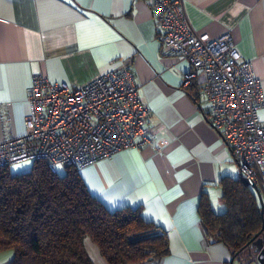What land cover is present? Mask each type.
I'll return each instance as SVG.
<instances>
[{
	"label": "crops",
	"instance_id": "obj_1",
	"mask_svg": "<svg viewBox=\"0 0 264 264\" xmlns=\"http://www.w3.org/2000/svg\"><path fill=\"white\" fill-rule=\"evenodd\" d=\"M184 6L197 33L230 32L252 61L264 122V0H184ZM122 64L151 110V142L79 168L87 190L110 210L139 206L166 231L168 254L144 264H235L225 244L205 235L198 213L202 194L215 211L224 208L219 179L236 177L232 151L206 119V102L193 97L197 85H183L188 62L160 45L146 0H0V140L24 131L32 74L80 87ZM11 166L17 173L31 162ZM13 255V248L0 249V264Z\"/></svg>",
	"mask_w": 264,
	"mask_h": 264
},
{
	"label": "built area",
	"instance_id": "obj_2",
	"mask_svg": "<svg viewBox=\"0 0 264 264\" xmlns=\"http://www.w3.org/2000/svg\"><path fill=\"white\" fill-rule=\"evenodd\" d=\"M146 1L160 45L188 62L183 85H197L206 119L232 151L236 177L264 188L263 94L252 61L242 57L230 32L215 38L197 33L184 0ZM27 102L24 131L0 140V167L44 160L53 171L56 166L79 169L119 149L151 142V110L126 64L80 87L34 73ZM255 261L264 264V256Z\"/></svg>",
	"mask_w": 264,
	"mask_h": 264
},
{
	"label": "trees",
	"instance_id": "obj_3",
	"mask_svg": "<svg viewBox=\"0 0 264 264\" xmlns=\"http://www.w3.org/2000/svg\"><path fill=\"white\" fill-rule=\"evenodd\" d=\"M192 95L198 99V87ZM219 184L224 208L215 211L202 194V227L211 242H222L245 264L255 258L244 245L261 228L259 200L239 177L222 176ZM258 187L264 199V188ZM85 236L107 264H144L169 252L166 231L146 220L139 206L108 209L75 167L58 173L44 160L17 173L0 167V249H14L8 264H94Z\"/></svg>",
	"mask_w": 264,
	"mask_h": 264
},
{
	"label": "water",
	"instance_id": "obj_4",
	"mask_svg": "<svg viewBox=\"0 0 264 264\" xmlns=\"http://www.w3.org/2000/svg\"><path fill=\"white\" fill-rule=\"evenodd\" d=\"M241 179V181L247 185H250L256 192L258 200H259V204H260V215H261V220H262V225L259 231H257L250 239V241H248L245 246H249L252 249V252L255 255V260L262 262L263 261V256H264V203H263V199L261 196V193L259 191V187L258 185L253 182L250 181L248 178L246 177H239ZM233 260V258L231 259ZM232 261H230L231 264Z\"/></svg>",
	"mask_w": 264,
	"mask_h": 264
},
{
	"label": "rangeland",
	"instance_id": "obj_5",
	"mask_svg": "<svg viewBox=\"0 0 264 264\" xmlns=\"http://www.w3.org/2000/svg\"><path fill=\"white\" fill-rule=\"evenodd\" d=\"M11 168H12V166H9V169H11ZM55 170L58 173H63L65 170V167L56 166ZM84 246H85L89 256L93 260L94 264H107V262L105 261L103 256L100 255L97 246L90 240V238L88 236L84 237ZM255 255L256 254H254V256ZM237 262H235V264H237ZM245 264H256L255 258H254V260L248 261Z\"/></svg>",
	"mask_w": 264,
	"mask_h": 264
}]
</instances>
